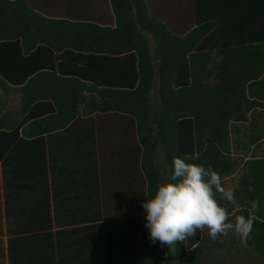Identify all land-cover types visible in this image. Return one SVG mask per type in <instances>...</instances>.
Here are the masks:
<instances>
[{"label":"trees","instance_id":"obj_1","mask_svg":"<svg viewBox=\"0 0 264 264\" xmlns=\"http://www.w3.org/2000/svg\"><path fill=\"white\" fill-rule=\"evenodd\" d=\"M166 1L169 4L162 17L172 13L174 5L181 6L177 4L180 0ZM110 2L116 15L115 26H102L88 19L51 18L32 8L26 0H0V85L4 89L14 86L22 90L25 108L26 103L39 101L44 107L38 112L51 113V101L48 106L41 99L51 98V76L58 79L55 72L51 73V59H57L51 49L54 33L71 34L74 40L69 44L85 50L84 56H93L100 50L112 53V58L131 57L138 65V73L131 80L130 88L86 86L88 92L95 90L108 95L102 100L89 101L84 95H75L78 100L72 107L71 103L68 106L64 100L54 96L59 109L56 114H51L50 126L47 118L37 121L35 111L18 124L0 120V138H8L6 147L0 146V156L2 159L5 154L8 156L3 162V174L9 182L6 207L10 264H199L204 252L211 248L245 247L264 259V181L257 182L255 177L253 180H249L247 175L244 177V188L241 187L244 191L241 193L232 190L235 204L219 201L230 219L237 215L252 219V230L246 238L230 231L212 239L208 229L204 228L196 236L178 241L172 249L166 245L161 247L149 241L142 208L146 195L151 196L157 184L168 178L174 156H187L196 163L211 165L222 178L231 176L240 167L242 158L234 162L229 155L228 120L223 119L220 113L233 112L237 115L235 118L243 117L245 120L253 106H260L259 102L249 99L246 85L250 80L264 76V71L256 70V65L248 58V65L239 64L244 61L239 62L238 54H245L243 45L246 44L247 49H261L264 65V0H229L228 6L232 9L228 11L225 22L217 15H201L198 10L205 7V2L202 6L197 0L200 24L194 28L189 26L182 32L174 31L173 26L151 15L148 0ZM215 2L223 4V0ZM211 30L241 34L246 38L224 42L229 56L217 60L219 67L214 65L213 69L219 70L216 73L219 80L215 83L206 79V73L213 70L208 68V63L215 59L207 52V43L213 42L208 38L214 33ZM96 39L106 47L97 46ZM79 42L80 46L77 45ZM23 51L28 54L23 55ZM156 78L158 101L152 96ZM70 79L71 82L76 80ZM72 91L79 93L78 83L72 84ZM27 93L31 96L27 97ZM80 101L89 104L90 113L114 110L129 113L134 118L132 131L136 142L130 146V151L134 154L141 184L133 191L136 201L130 202L133 215L118 217L113 209L117 202L102 201L99 195L91 200L81 199L78 195L73 201L61 200L59 180L70 170L78 173V167L74 166L77 160L74 153H65L61 160L51 162L44 150L45 158L35 162L31 168V173L37 174L36 181L43 185L29 184L24 179L22 183L16 168L10 169L5 165L15 156L19 128L26 121H34L33 126L45 133L67 128L78 130L83 126L85 133L91 131L93 135L97 132L100 126L96 129L95 117L79 119ZM84 139L88 137L84 136ZM43 144L46 146L45 142ZM82 148L78 146L74 151L84 154L87 160L95 161V145L91 150ZM160 149L164 153L165 168H161L157 161ZM112 161L109 156L105 158V163ZM96 172L99 173V167ZM91 177L89 173L85 179L90 181ZM16 186L33 198V211L26 210L25 202H20L19 207V201L10 195V188L15 189ZM79 207H83L85 213L81 209L79 213ZM233 235L238 240L235 237L229 239Z\"/></svg>","mask_w":264,"mask_h":264},{"label":"crops","instance_id":"obj_2","mask_svg":"<svg viewBox=\"0 0 264 264\" xmlns=\"http://www.w3.org/2000/svg\"><path fill=\"white\" fill-rule=\"evenodd\" d=\"M27 3L34 9L43 13L51 18L58 19H80V20H92L102 26H115L116 15L113 11L110 0H26ZM187 1V5H186ZM183 2L180 0L172 7V13L167 17H162L166 13V8L169 3L166 0H148V8L152 12L151 15L157 16L166 24L173 26L174 31L182 32L186 28H194V26L200 24L197 20V0H186ZM203 6L200 7L199 12L201 15L215 16L222 18L225 22L226 16L230 13L229 10L232 7L227 1L225 6V0L223 4H216L215 0H199ZM208 3V4H207ZM190 26V27H189ZM213 30V29H212ZM214 32L208 35V38L213 40L212 43H207V52L211 54V58L214 60L209 61L208 68L213 69L214 65H218L220 58L226 59L229 54L225 48L226 41L244 40L246 39L241 34H233L226 32ZM54 38H51V49L54 52L57 59L54 61L51 59V73L58 76V79L51 76V98L43 97L41 99L46 105L49 106L51 101V113L38 112L39 109H43L44 106H40L39 101H34L31 104L26 103L25 108L23 102L25 101L22 90H17L14 86L4 89L0 85V120L9 123H20L25 120L27 114L35 111L34 118L37 121L47 118V124L52 125L50 116L56 114V110L59 109L54 96L65 101L68 106L74 107L77 98L75 95H84L89 101H99L107 98L103 92L93 91L88 92L86 86L94 84L99 89H121L130 88L132 79L136 77L138 73L137 62L134 63L133 58H112V53H105L104 51H95L93 56H84L85 50H80L77 46L69 44L73 39L71 34L54 33ZM21 39V37H20ZM233 39V40H232ZM218 40V42H216ZM223 42V43H222ZM69 44V45H68ZM77 45H81L80 42ZM96 45L106 47L96 39ZM243 45L245 54L240 55L239 62L243 59V63L248 65L246 61L250 59L254 63V68L258 71H264V65L261 59L262 50L258 48L247 49V46ZM257 45H255L256 47ZM224 47V50L221 49ZM241 51V48H240ZM89 52V51H88ZM23 51V55H27ZM90 55V54H88ZM234 58V56H233ZM246 62V64H245ZM54 65V68L52 67ZM53 68V69H52ZM218 69L214 68L206 73V79L212 83L219 80L216 75ZM262 72V71H261ZM260 72V73H261ZM70 78H75L74 82H71ZM56 79V80H55ZM157 81V78H156ZM71 83V86H70ZM78 83L80 91L78 94H74L72 91V84ZM157 83H155L152 96L158 101L155 96V90L157 91ZM82 88V90H81ZM247 96L250 100L259 102L260 106H253L252 109L247 112L248 119L242 117L240 119L235 118L237 115L233 112L223 113L221 117L228 120V129L230 136L231 149L229 155L234 162L237 159L242 158V162L238 170L231 176L223 178V186L231 188L234 193L244 191L241 189L243 186L244 177L255 181H264V76L250 80L246 85ZM31 96L27 93V97ZM70 100V102L68 101ZM44 104V105H45ZM78 106L79 119H88L89 116L96 118L97 127L100 126L97 132L92 135L91 131L88 133L82 129L84 126L81 124V129L75 130L73 128L52 130L49 133L40 132L39 128L33 126L32 120L26 121V123L19 128V135L17 139V146L15 150V156L10 158L5 164L8 168H16V173L21 175V182L24 179L29 184H44L36 181V173H31V168L35 162L45 158H51V162H57L65 153H74L77 160L74 166L78 167V173L73 170L68 171L59 180V191L61 190L63 198L61 200L73 201L74 197L78 195L81 199L91 200L99 195L102 201L117 202L113 206L114 211H117V215L126 216L127 214L133 215V207L130 202L136 201V196L133 195V191L137 185L141 184V179L137 174V163L134 158L133 152L130 151V146L136 142L135 133L132 131L134 126V118L131 114L126 112H119L110 110L106 113H99L94 110L91 112V107L84 101H80ZM45 105V107H46ZM42 107V108H40ZM40 114V115H38ZM63 114V113H62ZM65 115V114H63ZM219 115V116H220ZM41 124L40 122H36ZM86 125V124H85ZM2 133V131H1ZM3 135V134H2ZM84 136L88 139H84ZM44 140H41V139ZM93 138V139H92ZM8 138H0V146L6 147ZM46 143V146L43 143ZM83 142V143H82ZM96 147L97 155L95 161L87 160L84 154L76 153L74 149L78 146L83 149L91 150ZM2 148V147H1ZM0 148V150H1ZM6 150V149H5ZM46 151V155L44 154ZM6 151L3 152L5 154ZM109 156L113 161L111 163H105V158ZM8 156L4 155V159L0 156V264H10L9 259V232H8V213L6 199L8 180L4 179L3 174V162ZM161 168L167 167L165 164L164 153L160 149L158 151L157 159ZM96 162V163H95ZM90 163V166L87 164ZM99 167V173L96 172ZM108 170H106L105 169ZM90 173L91 180L88 181L85 177ZM26 174H29L26 177ZM247 175V176H246ZM12 179V177H11ZM126 179V180H125ZM167 178H164L166 180ZM51 183V180H48ZM18 182V181H17ZM126 182V186L124 185ZM34 186V185H33ZM240 187L239 190H237ZM263 191V190H261ZM38 192V190H37ZM73 192H76L73 195ZM51 193V189H50ZM10 195L18 200L19 207L20 202H25L24 207L27 211H33V198L26 196L20 186H16L15 189L10 188ZM37 197V194H34ZM219 196V194H217ZM65 197V199H64ZM260 196L259 198H262ZM60 200V198L58 197ZM57 200V201H59ZM80 201V200H79ZM61 202V201H60ZM134 204V203H133ZM130 207V208H129ZM132 207V208H131ZM38 206L36 207V211ZM44 210L43 208H40ZM79 213L82 211L85 213V209L79 207ZM82 211H81V210ZM128 210V213H127ZM119 211V212H118Z\"/></svg>","mask_w":264,"mask_h":264},{"label":"clouds","instance_id":"obj_3","mask_svg":"<svg viewBox=\"0 0 264 264\" xmlns=\"http://www.w3.org/2000/svg\"><path fill=\"white\" fill-rule=\"evenodd\" d=\"M146 196L142 202L144 227L149 241L161 247L172 249L178 241L194 237L204 228L212 239L230 231L246 238L252 230L250 217L237 215L230 219L219 202L235 204L234 193L223 186L222 176L211 165L204 166L187 156H174L168 178Z\"/></svg>","mask_w":264,"mask_h":264},{"label":"rangeland","instance_id":"obj_4","mask_svg":"<svg viewBox=\"0 0 264 264\" xmlns=\"http://www.w3.org/2000/svg\"><path fill=\"white\" fill-rule=\"evenodd\" d=\"M154 93L157 97L156 90ZM235 235L231 236L229 239H232ZM199 264H264V259L258 253L246 247L235 249L211 248L204 252Z\"/></svg>","mask_w":264,"mask_h":264}]
</instances>
